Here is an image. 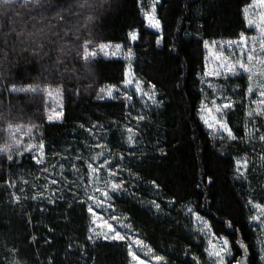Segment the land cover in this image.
<instances>
[{
  "label": "trees",
  "instance_id": "obj_1",
  "mask_svg": "<svg viewBox=\"0 0 264 264\" xmlns=\"http://www.w3.org/2000/svg\"><path fill=\"white\" fill-rule=\"evenodd\" d=\"M250 2L159 0V32L147 26L141 12V8L150 10L152 0H87L91 7L86 6V0H42L39 8L21 7L22 0L14 5L0 3L2 110L7 112L11 103L9 119L13 123L38 126L34 131L46 145L44 166L57 159L53 153L75 160L78 154L87 159L99 152L85 148L84 143H96L104 132L96 129L90 135L86 129L92 124L104 125L111 150V155H105L117 164L121 163L120 155L124 156L125 171L121 175L125 181L130 179L129 169L140 177L131 179L127 191L113 194L115 214L121 219L127 217L125 222L136 238L164 255L168 264H194L193 256H198L201 264H208L206 240L182 210L186 205L208 221L216 236L229 239L235 255H242L236 246L240 239L248 245L249 264H260L256 241L264 236L254 222L250 223L255 210L247 202L264 204V143L259 141L260 133H253L254 139L245 136V125L249 131L253 126L246 116L250 105L244 95V75L219 80L234 102L226 120L236 140L210 132L198 111L204 98L201 79L205 41L238 40L242 31L251 36L253 29L247 27L243 15V8ZM89 15L94 17L91 22ZM133 30L139 39L131 43L127 34ZM89 40L96 51L100 44H120L128 54L131 47V60L96 55L84 61L82 48L80 56L77 50ZM41 44L40 54L34 55L33 49ZM57 57L62 64H57ZM129 66L145 88L155 86L156 102L137 96L133 87L127 90L133 96L130 109L124 107L119 93L115 99L98 97L100 89L110 85L123 90V74ZM5 85L37 86L39 91L10 94L4 90ZM46 88L61 90L59 122L47 119L54 102L47 97ZM128 111L131 116L126 117ZM137 115L145 119L137 130V142L129 147L123 129L125 125L135 128L137 122L132 117ZM257 120L256 127L264 129V120ZM5 126L0 121V145L8 139ZM84 159L76 161L83 179L71 171L66 173L79 187L61 181L45 191L47 174L39 171L41 166L35 165L30 155L12 161L0 155V264H128L125 242L93 243L88 239L87 209L91 201L87 195L94 193L90 187L85 192ZM238 159L247 160L245 176L240 179ZM67 167L71 169V164ZM52 178L59 176L48 177ZM9 181L16 186L8 187ZM52 189H56L55 203L50 204L47 197L52 196ZM40 193L45 199L31 198ZM153 200L160 204L161 211L151 206ZM169 201L173 202L171 206Z\"/></svg>",
  "mask_w": 264,
  "mask_h": 264
},
{
  "label": "snow or ice",
  "instance_id": "obj_2",
  "mask_svg": "<svg viewBox=\"0 0 264 264\" xmlns=\"http://www.w3.org/2000/svg\"><path fill=\"white\" fill-rule=\"evenodd\" d=\"M159 0H152L150 10L145 11L141 8L142 15L144 20L147 23V26L151 29H155L157 32L161 29L160 20L156 16V5ZM0 3L4 5H14L16 0H0ZM42 0H22L21 7L26 8H39L41 6ZM86 6L91 7V4ZM102 6V5H101ZM244 20L249 29H253L255 34L248 36L245 32H241L238 40L229 41L228 46L231 49L233 45L240 50L241 59L236 61H230L229 58L224 54L223 51L216 57L218 63L216 69L212 73L207 71L205 68V76L214 75L225 77L240 75L241 73L247 75V89L244 95L246 97H251L255 94V99L249 100V108L246 111V116L252 123V131L248 130L247 124L245 125V136L248 139H254L253 133L259 134V141L264 143V129L256 127L257 118L264 120V0H251L250 3H247L243 8ZM63 21V16L59 17ZM94 19L93 16H88V22H91ZM67 34V32H66ZM128 40L135 42L139 39L138 33L136 31H129L127 34ZM78 38V37H77ZM157 45L160 44V39L156 41ZM250 44V46H249ZM116 50L121 49V45L116 44ZM205 47H208V42L205 41ZM43 44L39 48L33 49L34 55H39L40 50H42ZM80 48H82V56L84 61H88L90 57L96 55V50L93 47L92 41H85L83 45H80L77 50V56L81 55ZM112 46L110 44H100V51H111ZM91 49V50H90ZM61 53H64V47L60 49ZM132 49L129 47L128 56L126 57L129 61L131 60ZM107 54V52H106ZM46 55V53H45ZM112 55H115L113 52ZM246 56V59L243 57ZM63 61L60 57H57V64H62ZM204 81H202L203 83ZM123 90L114 85L108 86L106 89L101 88L98 93V97L103 99L107 97L108 99H115L116 94L119 93L123 100L125 101L124 107L126 109L131 108L129 102L132 101L133 96L127 91L131 86L135 85V94L137 96L148 97L152 101L156 102V93L155 86L148 85L150 91H145L142 86V81L138 79L131 70V67H126L123 74ZM208 87L213 91V98L209 104V97H205L201 100L199 113L200 119L208 127L209 130L213 133H225L229 140H236L237 137L233 134L232 129L229 127V123L224 119L225 111L233 108V101L229 96L224 95V87L208 83ZM4 90L10 94H30L37 93L39 88L37 86H3ZM48 95H52L50 89H44ZM236 89L233 88V92ZM216 92H220L219 97L215 96ZM61 90L57 88L56 95L59 96ZM218 99H222V103H217ZM157 106H159L157 102ZM3 101H0V121L5 123L3 131L8 133V139L3 145H0V153L6 155L8 161H12L15 155L23 157L26 153L31 154V160L35 165L41 166L39 171L47 174L44 179L47 181L43 188L45 191L49 190L50 185H59L61 181L66 185L77 184V181H70L66 175L68 171H71L73 174L78 175L80 173V166L76 163L81 159H84L81 155H77L75 160L67 156H61L60 153H53L54 159L50 165L44 166L47 160L45 153V142L41 138L38 143L33 142L32 132L38 128L37 125H24L22 123H13L9 117L13 111V106L9 103L7 112L3 111ZM126 117L131 116V112H126ZM54 116L56 119L62 117V111H54ZM49 122L53 120V114L47 116ZM136 120L135 128L133 126L125 125L123 131L127 133L126 143L129 147H132L137 142L138 128L140 122L145 119L144 115H137L132 117ZM115 123V122H114ZM84 128V125L80 126ZM96 129H101L104 134L99 140L94 144H89L87 141L84 143V147L88 149H100L99 152H96L90 158L84 159V164L87 168V187L85 192L87 193V188L90 187L94 194H88L87 200L91 201V204L88 206V213L92 217L91 223L95 225V228H89V232L93 233L98 239L102 237L105 241L109 242H125L127 244V258L128 264H168L164 255L157 254L152 247L144 242L143 239L136 238L135 234L132 233V228L129 223H126L127 217L121 219L118 215L115 214V207L113 204V194L122 193L127 191L128 184L131 182V179L140 180L139 176H135L132 171L129 169L128 176L129 181H125L121 173L125 171V168L122 164L124 156L120 155L119 160L121 163H115L114 160L109 159L105 153L107 152L111 155V150L109 148L110 141L108 140L107 132L105 126L102 124H92L91 128L86 129L89 134H93ZM27 138V142H25ZM247 142V140L245 141ZM23 149V151H21ZM103 158V159H101ZM264 160V156L261 157ZM99 161V163H97ZM71 164V169L67 167V164ZM237 172L239 175L237 179H240L245 176L244 172L240 171L241 167L247 168V160L244 159L243 164L241 160L236 161ZM51 169V171H50ZM106 173V175H102ZM49 176H59V179L52 178L48 179ZM37 180L40 179L39 176L36 177ZM78 179H83L82 176L78 175ZM28 183V181H24ZM153 187H158L155 182ZM103 184V187L100 185ZM8 187H15L14 181L7 182ZM55 191L52 189V196L47 197V202L52 204L55 203ZM98 194V195H96ZM33 200L36 199H45L43 193H40L38 196L34 195L31 197ZM264 198V197H262ZM15 201L18 202V197H13ZM251 205V208L255 210V214L249 217L250 223H255L258 228L259 233L264 236V204L254 203L252 200L247 202ZM173 204L172 201H169V205ZM151 206H153L158 212L161 211L160 204L155 200L151 201ZM182 210H185V215H190L194 224H197L198 227L195 231L199 232L206 239V247L204 248V253L207 256L208 264H249V253L248 245H246L242 240H236V246L238 250L242 252L241 256L234 254V246L231 245L229 239L224 236H216L212 231L211 225L200 216L196 209L190 205L182 207ZM227 227L231 228L232 225L229 222H225ZM123 230V231H122ZM238 231V230H234ZM89 240H93V237L90 235ZM35 240V237H33ZM95 243V241H93ZM257 246L259 251V260L260 264H264V239L260 236L257 237ZM135 248V250H134ZM187 251V250H186ZM141 252L143 258L141 256ZM15 255V252H13ZM192 260L194 264H201V261L198 256H193ZM18 264V262H14Z\"/></svg>",
  "mask_w": 264,
  "mask_h": 264
},
{
  "label": "rangeland",
  "instance_id": "obj_3",
  "mask_svg": "<svg viewBox=\"0 0 264 264\" xmlns=\"http://www.w3.org/2000/svg\"><path fill=\"white\" fill-rule=\"evenodd\" d=\"M155 30V29H154ZM255 34V32H254V30H253V34L252 35H254ZM228 42L229 41H225V42H209L208 43V47L206 48L205 47V45H204V50H205V67H204V73H205V68H207V71L209 72V73H212L213 72V70L214 69H216V67H217V63H218V61H217V59H216V57L220 54V52L221 51H223L224 52V54L229 58V60L230 61H236V60H239V59H241L242 57H241V55H240V50L238 49V48H236L235 47V45H233L232 46V48L230 49L229 48V46H228ZM132 43V42H131ZM111 46H112V48H111V51H107V50H105V51H96V55H99V56H103V57H105L106 59H119V58H122V57H127L128 56V54H127V51H126V47L125 46H123V45H121V49L120 50H116L115 49V45L116 44H110ZM120 45V44H119ZM249 46H250V44H249ZM106 52H107V54H106ZM115 53V55H112V53ZM95 55V56H96ZM243 59H246V56L245 57H243ZM204 73H203V76H202V79H201V81H204L203 83H202V85H203V91H204V98L207 96V97H209V104H210V101H211V99L213 98V91H212V89L211 88H209L208 87V83L209 82H211L212 84H215V85H218V86H223L224 87V95H226V96H228L227 95V91H226V85L225 84H221V83H219V80L220 79H222V80H225V76L224 75H221V76H219V77H217V76H214V75H209V76H205L204 75ZM240 75H244V77L246 78V81H247V75L246 74H243V73H241ZM248 83V82H247ZM143 86V88H144V90L145 91H150V89H147V88H145L144 87V85H142ZM131 87H133V89H135V85H133V86H131ZM51 92H52V95L50 96V95H48L47 94V97L51 100V101H53L54 102V106H53V108L49 111V114H53V120L51 121V122H59V121H61V119H62V117L60 118V119H56L55 118V116H54V111H56V110H59V111H62V106H61V96L59 95V96H57L56 95V92H54V91H52L51 90ZM221 95V93L220 92H216L215 93V96L216 97H219ZM143 98H145V99H149L148 97H143ZM203 98V99H204ZM256 97H255V94H253L251 97H247V99L248 100H250V99H255ZM223 102V100L222 99H218L217 100V103H222ZM230 110V109H229ZM229 110H226L225 111V115H224V119H226V113L229 111ZM200 113H199V119H200ZM201 120V119H200ZM202 121V120H201ZM202 123H203V121H202ZM204 124V123H203ZM204 126L208 129V127L204 124ZM209 130V129H208ZM210 132H212L213 133V131H211V130H209ZM223 135H225L226 136V134L225 133H222ZM227 137V136H226ZM32 138H33V142H35V143H38L39 142V135H38V133H36L35 131H33L32 132ZM25 142H27V138H25ZM21 151H23V149H21ZM3 153H0V155H2ZM14 154V158H17V159H19L20 158V156H17V155H15V152L13 153ZM25 155H30L31 156V154H25ZM243 162H244V160H241V163L243 164ZM245 169L246 168H244V167H241L240 168V171L241 172H244L245 171ZM236 172H237V165H236ZM237 174H239L238 172H237ZM190 218H191V220H192V217L190 216V215H188ZM91 221H92V217L90 216V227L91 228H95V225H93L92 223H91ZM193 221V220H192ZM194 223V222H193ZM196 227H198V225L197 224H194ZM123 231V230H122ZM89 234L93 237V241L94 240H98V241H105L102 237H100V238H96L95 237V235L93 234V233H90L89 232ZM204 237V236H203ZM205 238V237H204ZM206 240V239H205ZM109 242V241H108ZM134 250H135V248H134ZM141 256H142V258H143V255H142V252H141ZM11 264H14V262L13 263H11ZM19 264V263H18ZM153 264H154V262H153Z\"/></svg>",
  "mask_w": 264,
  "mask_h": 264
}]
</instances>
